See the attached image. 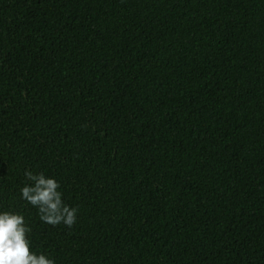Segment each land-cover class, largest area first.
Returning a JSON list of instances; mask_svg holds the SVG:
<instances>
[{
    "label": "trees",
    "instance_id": "16d2710c",
    "mask_svg": "<svg viewBox=\"0 0 264 264\" xmlns=\"http://www.w3.org/2000/svg\"><path fill=\"white\" fill-rule=\"evenodd\" d=\"M0 211L56 264H264V0H0Z\"/></svg>",
    "mask_w": 264,
    "mask_h": 264
},
{
    "label": "clouds",
    "instance_id": "9594fccd",
    "mask_svg": "<svg viewBox=\"0 0 264 264\" xmlns=\"http://www.w3.org/2000/svg\"><path fill=\"white\" fill-rule=\"evenodd\" d=\"M24 175L21 199L38 210L41 222L71 228L78 210L64 203L59 182L43 172L26 170ZM31 232L23 214L0 211V264H56L45 253L32 250Z\"/></svg>",
    "mask_w": 264,
    "mask_h": 264
}]
</instances>
